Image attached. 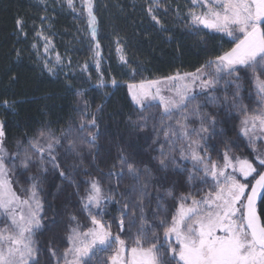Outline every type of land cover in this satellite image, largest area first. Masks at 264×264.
Instances as JSON below:
<instances>
[{
	"label": "trees",
	"instance_id": "16d2710c",
	"mask_svg": "<svg viewBox=\"0 0 264 264\" xmlns=\"http://www.w3.org/2000/svg\"><path fill=\"white\" fill-rule=\"evenodd\" d=\"M156 5L153 0H95L97 42L105 61L101 76L92 66L94 42L84 33L85 13L77 1L73 11L66 0H0V120L5 125L4 146L11 156L7 167L21 196H26L33 178L39 182L45 227L37 232L35 239L42 264H57L58 260L61 263L60 257L69 246L67 235L77 222L81 230L92 226L81 198L93 179L99 180L104 193L112 196L104 222L110 223L112 232L122 238L135 234L136 227L129 233L128 220L124 232L117 225L125 203L129 205L125 211H135L134 219L139 216L135 202L140 186L126 169L122 179L108 175L110 171L120 172L122 154L138 168L152 169V178L147 181L148 195L142 205L146 227L159 224L155 216L158 197L169 215L174 211L168 189L174 193L191 192L196 198L202 196L204 184L200 180L189 183L187 179L193 163L183 161L180 156L179 149L186 148L187 141L164 135L169 125L173 131L179 127L176 121L182 116L188 117L184 123L189 131L199 129V116L193 114L195 106H199L200 115L210 114L217 121L213 138L206 141L208 155L219 160L225 144L231 147L233 155L250 154L249 142L240 133L244 113L231 102L234 87H227L229 100L223 99L226 87L223 81L215 90L198 95L183 113L175 112L171 119H161L160 106L153 105L147 110L134 106L129 84L165 79L177 72H196L234 46L232 40L221 34L204 29L188 30L177 17V13L188 16L184 12L188 0H163L158 3L159 8ZM153 15L156 20L152 19ZM44 39L52 45L56 64L48 65L42 56L40 45ZM118 46L122 52L117 51ZM122 54L126 62L120 59ZM241 76L242 103L249 113L259 110V97L250 83L251 73L245 76L242 72ZM101 79L103 87L98 86ZM113 79L116 88L108 86ZM211 96L216 97L215 103L211 102ZM91 116H95L99 126L98 130L92 129L97 136L95 145L88 143V132L79 128ZM142 117H147L144 129L138 126L144 123ZM41 131L59 140L54 145L59 168L47 162V152L43 165L33 154L31 140L39 138L42 145L46 144V137H39ZM161 146L166 153L174 149L178 167H170L167 172L158 170L156 158ZM25 151L32 156L28 169L20 164ZM61 171L64 176L60 175ZM113 201L117 203L112 205ZM72 216L77 219L73 221ZM50 249L55 250V257ZM98 261L94 260L93 264Z\"/></svg>",
	"mask_w": 264,
	"mask_h": 264
},
{
	"label": "snow or ice",
	"instance_id": "6c2138e0",
	"mask_svg": "<svg viewBox=\"0 0 264 264\" xmlns=\"http://www.w3.org/2000/svg\"><path fill=\"white\" fill-rule=\"evenodd\" d=\"M67 3L76 11L73 0H67ZM191 3L196 7L189 10V26L194 29L203 26L231 37L234 46L222 51L196 72H177L164 80H142L139 84H129L131 98L142 110L153 107L151 103L145 104V101H158L157 106L163 107L161 119H171L174 110L183 113L187 105L196 100V95L192 94L196 87L201 91L215 90L217 84L223 81L226 86L223 99L229 100L227 87H234L231 102L244 113L240 133L248 138L252 159L233 155L228 144H225L219 160L208 155L206 141L213 138L217 121L210 114L200 115L199 106H195L193 114L199 116V129L189 131L188 125L184 123L188 117L182 116L181 120L176 121L179 127L173 131L169 125L164 135L166 138L179 136L181 140L187 141L186 148L181 147L179 152L182 159L194 162L193 170L187 176L188 182L200 180L205 185L210 183V190L197 199L191 192L174 193L168 189L167 196L174 201V211L169 215L162 198L158 197L160 202L155 216L159 224L146 227L142 205L148 195L147 181L152 178V169L147 166L138 168L122 154L119 157L120 172L110 171L108 175L109 178L117 176L122 179L126 169L140 186L135 202L139 206V216L134 219L135 211H125L129 207L125 203L117 225L120 232H124L125 220H128V231L131 233V229L136 227L135 234L122 238L112 232L110 223L103 222L105 209L112 196L106 195L101 182L93 179L81 198L92 226L81 230L77 222L75 227H71L67 235L69 246L60 257L63 264H93L100 253L111 254L106 260L98 261V264H264V151H259L255 143L257 139L264 143V138L257 135L258 132L264 133V0H191ZM81 6L87 13L89 35L95 40L97 17L93 12L94 0H81ZM152 19L156 20V17L153 15ZM95 49L99 56V42H96ZM117 51L122 52V49L118 46ZM120 59L126 62L123 54ZM96 63L99 66V60ZM205 68L211 71L205 72ZM242 72L245 76L251 73L250 83L254 84L259 97L260 108L251 113L240 97ZM165 81L179 84L168 88ZM111 82L116 84L115 79ZM100 83H104L103 79ZM165 89L174 95H162ZM210 100L215 103L216 97L211 96ZM4 104L8 102L4 101ZM142 119L144 123L138 126L144 129L147 127V117ZM98 127L95 116L79 126L82 132L86 131L90 135L88 143L91 145L97 141L92 129L98 130ZM4 128V122L0 120V216L9 220L8 226L0 229V264H42L35 239L36 233L45 227L39 182L33 178L26 198L14 191L5 161ZM39 137H46V144L42 145L39 138L31 140L33 154L39 157L43 165L47 152V162L59 168L54 148L59 140L51 134L46 136L44 131L40 132ZM173 151L170 148L166 153L161 146L160 155L156 158L160 172L179 166ZM10 163L15 164V161ZM20 164L25 169L32 164V156L28 151H25ZM60 175L64 176V172L61 171ZM161 213L164 214L163 218ZM71 219L75 221L77 218L72 216ZM50 251L55 257V250ZM57 264H60L59 260Z\"/></svg>",
	"mask_w": 264,
	"mask_h": 264
},
{
	"label": "rangeland",
	"instance_id": "374dc122",
	"mask_svg": "<svg viewBox=\"0 0 264 264\" xmlns=\"http://www.w3.org/2000/svg\"><path fill=\"white\" fill-rule=\"evenodd\" d=\"M67 1V0H66ZM74 1H77V5H78V7L81 9L82 8V6H81V0H73V3H74ZM163 0H153V2L155 3V4H157L156 6L158 7V3H160V2H162ZM94 5H95V0H94ZM194 7H196V6H194V5H192V3H191V0H188V5L186 6V11H185V9H184V12H185V14H187L188 15V13H189V10L190 9H192V8H194ZM159 8V7H158ZM83 9V8H82ZM93 10H94V7H93ZM79 11V10H78ZM183 12V13H184ZM187 12V13H186ZM84 13H85V18H84V20H85V29H84V33H85V35L87 36V38L91 41V42H94V55H93V59H92V66L94 67V69L97 71V72H99L100 74H101V76L103 75V68H104V66H105V61L103 60V55L101 56V50H100V54H99V56H97L96 55V49H95V44H96V42H97V38H95V40H93V38L89 35V28H88V24H87V13H86V11H84ZM94 14H95V12H94ZM178 14V18H179V20L181 21V22H184V24L183 25H187V28H188V30H190V31H195V30H199V29H204V30H207V31H210V32H213L212 30H209V29H205V28H203V26H200L199 27V29H194V28H192V27H190L189 26V24H188V21L186 22L185 21V19L186 18H188L189 19V17L187 16H184V15H181V13H177ZM215 33V32H214ZM218 34H221L222 36H224V37H226V38H228V39H230V40H232V38L231 37H227V36H225L224 34H222V33H218ZM41 48H40V50L42 51L41 53H42V56L46 59L45 61H46V63L49 65V64H56L58 61H57V58H55V56H54V54H53V50H52V45H51V43L50 42H48L47 40H45L44 39V41L41 43ZM97 60H99V66H97V63H96V61ZM204 71L205 72H210L211 71V69H207V68H205L204 69ZM160 80H164V79H160ZM165 83H166V85H167V87L168 88H171L172 87V85L173 84H179V82H172V81H165ZM105 84L103 83V84H99L98 86L99 87H103ZM108 86H110V87H112V88H116V86H117V84H115V85H113L112 83H109L108 84ZM161 87H163V86H161ZM128 90H129V88H128ZM211 89H205V90H203V91H201V89L199 88V87H196L195 89H194V92L192 93V94H194V95H196V97L198 96V95H200V94H204V93H206V92H208V91H210ZM129 95H130V98H131V93L129 92ZM162 95H165V96H173L174 95V93L172 92V91H168L167 89H165L163 92H162ZM131 101L133 102V104H134V106L136 107V108H138V109H140V107L139 106H137L135 103H134V101L132 100V98H131ZM145 104H148V103H151L152 105H158V101H151V100H148V101H145L144 102ZM161 107V109H162V112H163V107L162 106H160ZM179 110H174V113L175 112H178ZM243 120V119H242ZM257 135H259V136H261L262 138H264V133H257ZM245 139H247V141H248V138L247 137H244ZM255 143H256V146H257V149L259 150V151H264V143H262L261 142V140L260 139H257L256 141H255ZM5 147V146H4ZM5 149H6V147H5ZM6 152H7V155L5 156V161H6V164L8 163V161L10 160V158H11V156H10V153L8 152V150L6 149ZM249 152H250V154H249V156H241V157H248L249 159H252V148L250 147V149H249ZM183 161H191L190 159H183ZM192 163H194L193 161H191ZM9 179H10V176H9ZM11 180V179H10ZM12 182V181H11ZM12 187H13V189H14V191L18 194V192L15 190V188H14V186H13V184H12ZM210 188H211V184L209 183L208 185H205L204 184V187L201 189V192L203 193L202 194V196L204 195V193L206 192V191H208V190H210ZM18 195H20V194H18ZM21 196V195H20ZM22 198H26V196H21ZM201 198V197H200ZM197 199H199V198H197ZM115 203H117V202H111V204L113 205V204H115ZM119 209V208H118ZM19 210H22V211H26V209H19ZM93 212H95V209H93ZM89 217V216H88ZM104 217V216H103ZM90 219V218H89ZM104 220L105 219H103V222H104ZM8 224H9V220H8V218H6L5 216H0V229H3V228H5V227H7L8 226ZM41 230V229H40ZM39 230V231H40ZM38 231V232H39ZM37 234V233H36ZM111 253H100L99 254V256L101 255V257L98 259H95V260H99V261H101V260H106L107 259V257L110 255ZM60 264H63V261H61V263Z\"/></svg>",
	"mask_w": 264,
	"mask_h": 264
},
{
	"label": "water",
	"instance_id": "95a60500",
	"mask_svg": "<svg viewBox=\"0 0 264 264\" xmlns=\"http://www.w3.org/2000/svg\"><path fill=\"white\" fill-rule=\"evenodd\" d=\"M94 12V10H93ZM97 32H98V20H97ZM96 38H97V35H96ZM101 56H102V53H101Z\"/></svg>",
	"mask_w": 264,
	"mask_h": 264
},
{
	"label": "flooded vegetation",
	"instance_id": "af4514ba",
	"mask_svg": "<svg viewBox=\"0 0 264 264\" xmlns=\"http://www.w3.org/2000/svg\"><path fill=\"white\" fill-rule=\"evenodd\" d=\"M249 179H252L251 177H249ZM258 207H261L259 204H258ZM262 218H264V217H262Z\"/></svg>",
	"mask_w": 264,
	"mask_h": 264
}]
</instances>
